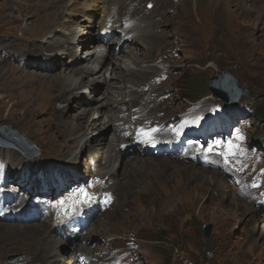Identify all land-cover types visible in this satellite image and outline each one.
Here are the masks:
<instances>
[{"label": "rangeland", "instance_id": "obj_1", "mask_svg": "<svg viewBox=\"0 0 264 264\" xmlns=\"http://www.w3.org/2000/svg\"><path fill=\"white\" fill-rule=\"evenodd\" d=\"M141 1L136 18L146 19L149 31L137 43L141 58L135 67L143 70L155 65L156 70L133 76L132 86L140 91L149 89L151 94L162 90L163 98L170 96L159 105L149 104L145 111L139 106V98L132 103V109L136 107V113L149 112L148 116L158 122H169V134L184 133L207 123L219 124L220 129L230 127L219 141L215 140L216 132L203 141L198 138L193 159L184 154L138 157L131 153L126 160L142 161L136 166L123 163L121 183L111 191L115 199L93 221L87 231L90 239L81 238L74 246L64 245L60 255H68L63 259L67 261L70 254L78 253L75 246H89L98 263L264 264V117L257 114L264 108V0H197L196 4L189 0H153L149 4ZM3 7L6 5L0 11ZM144 41L153 45V51L142 50ZM84 47L77 43L75 53L77 50L80 55ZM224 70L232 73L241 87L253 91L250 96L243 95L235 106L208 89L211 77ZM119 87L122 86H116ZM106 88L102 85L98 95H103ZM93 93L83 87L81 96L58 104L67 106V114H75L84 108V101L92 103ZM153 98L152 94L150 99ZM10 104L0 108L1 174L10 173L7 163L16 173L13 177L28 180L31 162L37 160L36 166H40L35 169L47 171L56 167L52 164H62L70 168L68 175L72 179L89 176L88 161L97 158L100 144L95 148L98 151L67 165L68 158L52 153L46 144L48 139L35 134L39 126L22 122L23 110L12 109ZM92 115L95 109L89 117ZM42 117L45 116L39 119ZM4 125L26 135L38 154L25 155L11 147L19 140L11 132L2 133ZM99 132L108 137L114 134L106 127L92 130L88 136ZM46 174L40 177L57 178ZM212 177L221 178L217 189L210 183ZM47 186L45 183L41 189ZM207 195L211 198L206 200ZM208 223L213 226L209 237L204 229ZM32 224L49 225L44 221ZM30 226L0 220V264L41 263L34 251L40 253L42 240L33 235Z\"/></svg>", "mask_w": 264, "mask_h": 264}, {"label": "bare ground", "instance_id": "obj_2", "mask_svg": "<svg viewBox=\"0 0 264 264\" xmlns=\"http://www.w3.org/2000/svg\"><path fill=\"white\" fill-rule=\"evenodd\" d=\"M226 1L230 3V0ZM151 2L153 0H147L146 4ZM190 2L196 4L197 0H189ZM141 3V0H0L1 8L6 5L3 11H0V108H4L10 102L12 109L23 110L21 121L29 122L31 126H39V129L34 130L35 134L48 139L46 144L52 153L68 158L67 165L79 161L86 153L92 154L98 151L95 148L100 144L99 155L97 158L89 159V168L86 172L87 175L101 177L104 189L110 192L121 183L120 170L125 161L133 166L142 161L139 158L126 160L131 153L138 154V157L148 155L142 148H133V152L130 149L123 151L120 148L122 143L128 142L121 137L120 129L124 118L120 114H126L132 109L131 106H135L132 103H137L139 98L142 99L139 106L145 111L149 104L156 102L159 105L170 96L163 98L162 90H159L157 93H152L154 98L150 99L152 94L149 89V91H140L132 86L133 76L156 70L155 65H147L143 70L135 67L141 58L136 51L137 43H140L149 28L146 19H140L143 26L137 25L134 28L139 34L132 41L123 42L121 47L116 49L115 45L121 41L118 37L109 43L113 47L106 53L100 49L101 29L96 31L97 23L104 28L107 18L119 21L123 16H130L133 22L135 12L140 10ZM132 6L135 10L133 14L127 11ZM148 36L150 35L146 38ZM244 38L247 39L245 34ZM239 39L243 40V36ZM77 43L85 46L80 55L77 50L75 53ZM142 50L151 52L153 45L144 41ZM107 63L113 67L110 69ZM159 84H162V81ZM102 85L107 86L106 92L98 95V89ZM118 85L122 87L116 88ZM83 87L94 92L91 95L92 103L86 104L89 101L86 100L82 110L75 114H67L65 111L67 106L58 102L63 103L81 96ZM73 90L75 91L71 93ZM128 96L132 97L129 101L126 99ZM92 104L95 106H91ZM123 107L126 108L125 111L122 110ZM94 109L95 115L89 117ZM134 114L138 113L134 112ZM42 115L45 117L39 119ZM168 125L169 122H165L159 130H165ZM106 127L114 133L112 137H108L104 132H99L97 136H88L90 131H102ZM195 154L197 152L193 150V153L185 152L184 155H192L193 159ZM36 161L31 162L29 179L24 180L26 183H35L39 186L40 175L43 177L46 173L57 177L56 180L68 177L67 180L74 183L75 180L83 179L82 177L72 179L68 175L70 168L62 167V164H52L56 167L47 171L42 168L35 169L40 166H36ZM5 165L12 175L10 176L13 177L16 173H12L14 170H11L7 163ZM251 165L248 163L249 168ZM44 166L51 167L48 164ZM247 169L244 176L247 175ZM220 179L212 177L210 183L213 189L220 186ZM111 198L112 201L115 199L113 193ZM210 198L207 195L206 200ZM107 203L111 206L109 202ZM43 221L48 222L49 225L29 223L33 228V235L42 240L40 253L36 252V249L34 251V255L40 258V264H75L73 257L63 261L68 255H60V253L64 245L74 246L76 239L72 240V234L66 237L59 236L52 220ZM90 237L91 235L87 233L83 239L88 240ZM74 250L96 257L95 251L89 246L78 248L75 246ZM71 255L73 256V253Z\"/></svg>", "mask_w": 264, "mask_h": 264}, {"label": "water", "instance_id": "obj_3", "mask_svg": "<svg viewBox=\"0 0 264 264\" xmlns=\"http://www.w3.org/2000/svg\"><path fill=\"white\" fill-rule=\"evenodd\" d=\"M208 89L226 100L229 104H237L243 95L250 96L253 91L249 88L241 87L238 83V79L229 71L224 70L220 74H217L208 81ZM11 132L19 141L10 145L11 147L21 150L25 155L38 154L37 147L28 139L24 134H20L17 131H13L8 125H4L1 128V132ZM2 143V141H1ZM4 144V143H2ZM205 235L211 236L213 226L208 223L204 225Z\"/></svg>", "mask_w": 264, "mask_h": 264}, {"label": "trees", "instance_id": "obj_4", "mask_svg": "<svg viewBox=\"0 0 264 264\" xmlns=\"http://www.w3.org/2000/svg\"><path fill=\"white\" fill-rule=\"evenodd\" d=\"M205 90H206V88H205ZM257 114H258V116H260V117H264V108L261 109V110L259 111V113H257ZM256 139H258V137H257ZM263 144H264V138H263ZM156 237H158V239H160V240H163V239H164L163 237H160V236H158V235H156Z\"/></svg>", "mask_w": 264, "mask_h": 264}, {"label": "snow or ice", "instance_id": "obj_5", "mask_svg": "<svg viewBox=\"0 0 264 264\" xmlns=\"http://www.w3.org/2000/svg\"><path fill=\"white\" fill-rule=\"evenodd\" d=\"M153 131H155V130H153ZM217 143H219V142H217ZM81 195H85V197L87 198V194L83 190H81Z\"/></svg>", "mask_w": 264, "mask_h": 264}]
</instances>
